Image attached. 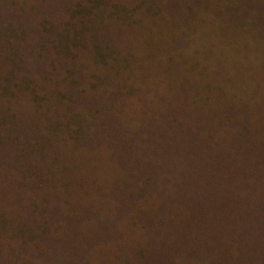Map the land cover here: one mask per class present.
<instances>
[{"label":"trees","instance_id":"16d2710c","mask_svg":"<svg viewBox=\"0 0 264 264\" xmlns=\"http://www.w3.org/2000/svg\"><path fill=\"white\" fill-rule=\"evenodd\" d=\"M0 264H264V0H0Z\"/></svg>","mask_w":264,"mask_h":264}]
</instances>
